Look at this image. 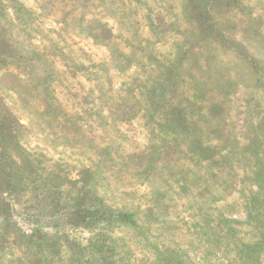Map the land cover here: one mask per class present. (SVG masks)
<instances>
[{
  "label": "trees",
  "instance_id": "trees-1",
  "mask_svg": "<svg viewBox=\"0 0 264 264\" xmlns=\"http://www.w3.org/2000/svg\"><path fill=\"white\" fill-rule=\"evenodd\" d=\"M134 1L146 15L127 9L126 0L36 1L45 16L59 17L61 31L70 28L104 47L114 68L127 72L112 86L102 62L89 59L87 67L57 46L23 49L10 33L8 3L0 0V72L15 78L37 123L60 124L62 117L70 131L79 117L59 115L52 66L61 56L72 76L89 70V90L71 95L77 111L89 115V142L102 146L89 167L55 160L24 141V125L0 97V264H15V256L20 264H260L263 15L250 0ZM135 122L140 141L123 149L106 139V129ZM62 139L71 143L68 135ZM106 174L143 187L152 205H109L99 193ZM233 196L244 204V222L225 216L235 208L228 203ZM179 209L198 217L189 225L196 257L153 231L155 218L164 226Z\"/></svg>",
  "mask_w": 264,
  "mask_h": 264
},
{
  "label": "rangeland",
  "instance_id": "rangeland-1",
  "mask_svg": "<svg viewBox=\"0 0 264 264\" xmlns=\"http://www.w3.org/2000/svg\"><path fill=\"white\" fill-rule=\"evenodd\" d=\"M36 1L39 2V0H6L8 3L7 12L11 20L10 33L23 49L36 50L42 53L45 51V47L57 46V51H62L65 57L70 58L74 62L82 63L87 67H89V59L90 62H102L106 69L104 71V74H106V80L104 82L107 85L118 86L119 83L127 80V72L123 73L118 71L117 68H114L112 59L104 47L91 45L87 37L80 36L70 28L68 33L61 31L57 23L59 17L53 18L51 16H45V13L38 9ZM139 1L148 2L151 0ZM126 2L127 9L135 11L139 16L146 15L143 10L144 5L141 2H135L134 0H126ZM250 2L252 3L254 12L262 14V18L264 19V0L257 2L250 0ZM19 6L27 9L28 13L19 11ZM82 11L85 12V10ZM104 13L107 15L108 11H104ZM262 36H264V33ZM115 44L121 47V39L116 40ZM51 50L53 49L51 48ZM57 59L59 61L55 62L52 66L55 72L54 75L56 76V81L52 83V88L57 100L56 103L64 111L62 112L60 110L59 115L62 116L65 113L73 118L72 121L76 120L74 118L79 117L77 128H73V130L70 128L69 131L65 119L62 117L58 120L60 124H57V122H53V124H41L39 121L37 123L36 118L33 116L35 114H31L30 110L27 109L26 98L19 95L18 88L13 84L15 78L8 72H0V97L3 99L11 115L24 125L23 139L26 143H30L55 160L61 159L70 162L75 167H89V163L93 160L92 155H99L102 146H93L89 142V115L81 114L77 111L79 106L76 100L72 99L71 95L75 93L82 95L89 90V70L87 72L77 70L74 76H72V73L70 71L67 72V69L62 66L61 56ZM107 76L110 78L111 83L107 82L109 81V79L107 80ZM71 106L74 107V110L70 108ZM84 107L89 109V104H84ZM134 124L136 126L124 125L119 130H112L111 132L106 129L105 131L108 133L106 139L113 142L114 147L119 141L122 148L126 149V145H129L131 142L134 143V141L137 142V140L140 141L143 139L137 122ZM105 133L96 136V138L102 137L103 139ZM64 135L70 137L69 142L71 143L65 142L62 139ZM96 142L98 141L96 140ZM91 150H95V153H92ZM123 179L119 177L111 178L107 174L103 176L99 184L100 190H98L109 205L123 209H129V207L136 209L137 207L143 208L144 206L152 205L149 201L150 197L143 194V187L137 190L136 185L129 184L130 182H126ZM131 183L134 182L132 181ZM114 189H116L115 193L113 191ZM228 203H235V208L233 210H227L228 212H225V216L239 222H244L246 219L244 204L237 196H233L232 199L228 200ZM177 213L171 215V223H165L164 226L162 218H155L153 221L159 223L153 225V231L157 234L164 233L160 237L165 239L167 241L166 243L186 247L190 252L191 247H189V243L191 242V236L189 235V225L198 217L194 216L195 211L193 210L179 209ZM167 225L170 227H167ZM172 232L175 233V237L171 236ZM86 233H82L81 237L87 238ZM121 233L123 234V232ZM190 257L196 256L193 252H190ZM12 258L16 261L15 264L21 263L19 257L15 256ZM260 264H264V253L261 256Z\"/></svg>",
  "mask_w": 264,
  "mask_h": 264
}]
</instances>
